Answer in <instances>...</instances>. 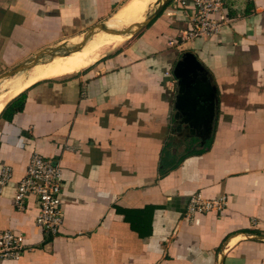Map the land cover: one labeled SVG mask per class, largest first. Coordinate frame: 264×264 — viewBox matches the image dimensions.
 <instances>
[{
  "label": "crops",
  "instance_id": "obj_1",
  "mask_svg": "<svg viewBox=\"0 0 264 264\" xmlns=\"http://www.w3.org/2000/svg\"><path fill=\"white\" fill-rule=\"evenodd\" d=\"M134 1L0 0V74ZM192 9L168 0L117 51L25 87L11 118L3 107L0 172L10 178L0 186V231L30 249L0 264H264V0H228L217 35L168 47ZM185 53L202 68L198 102L212 108L191 134L182 123L176 132L173 109L172 69ZM33 153L60 168L56 236L35 226L33 197L12 207ZM194 193L223 195L226 206L187 218Z\"/></svg>",
  "mask_w": 264,
  "mask_h": 264
},
{
  "label": "built area",
  "instance_id": "obj_2",
  "mask_svg": "<svg viewBox=\"0 0 264 264\" xmlns=\"http://www.w3.org/2000/svg\"><path fill=\"white\" fill-rule=\"evenodd\" d=\"M192 14L189 17V29L181 30L177 38L169 41L167 46L181 49L182 46L196 39H205L217 35L226 24L224 7L228 0H191ZM10 178V172H0V186ZM61 174L57 164L33 153L30 155L24 174L16 183L12 196V207L21 211L27 196L33 197L38 211L34 224L49 236H56L62 225V202L60 200ZM226 206V197L206 199L200 193L189 197L185 216L192 218L195 214L220 212ZM30 248L24 244L23 237L11 230L0 231V263L6 260L17 261Z\"/></svg>",
  "mask_w": 264,
  "mask_h": 264
},
{
  "label": "water",
  "instance_id": "obj_3",
  "mask_svg": "<svg viewBox=\"0 0 264 264\" xmlns=\"http://www.w3.org/2000/svg\"><path fill=\"white\" fill-rule=\"evenodd\" d=\"M167 1L168 0H157L155 3L157 8L149 16L144 18L142 22L133 24L132 26H127L122 30H114L108 28L105 24H98L86 32L80 43H86L88 38H90L92 35L94 29H97L100 32L117 34L120 36L131 34V29L135 28L136 30H139L140 28L146 26L151 20H153L159 14ZM67 52L68 50H66V53ZM37 57L38 55L29 60L32 62V65L29 66V69L36 64L35 61L37 60ZM25 69V63L18 64L10 71L1 74L0 79L13 76L14 74ZM201 71V66L197 64L193 56L187 53L182 55L181 59L172 69V74L176 81V95L173 102V109L175 111L174 120H177L178 117H181V119L178 121V124L176 125V132L180 130V125L182 123L185 125L184 129H188V127L190 128L188 132L191 134V127H196L194 122L196 121L197 117L203 116L207 120V116H210L208 113H212L211 105L204 107L198 102V100L201 98L199 91H204L202 82H198L196 79L197 72Z\"/></svg>",
  "mask_w": 264,
  "mask_h": 264
},
{
  "label": "bare ground",
  "instance_id": "obj_4",
  "mask_svg": "<svg viewBox=\"0 0 264 264\" xmlns=\"http://www.w3.org/2000/svg\"><path fill=\"white\" fill-rule=\"evenodd\" d=\"M156 2H157V0H136V1L132 2L130 5L126 6L122 11H119L118 13L113 15L107 21L106 26L110 29H119L121 27L124 28L127 26H132L133 24H136V23H140L143 21L146 12L151 7L156 6L155 5ZM93 37L103 39L102 42H104V41H106V42L107 41H111V42L112 41L113 42L114 41L115 42L124 41L123 36H120L117 34H108V33H104V32L93 35L90 38V40ZM76 39H74L72 44L77 43ZM96 40H95V42H96ZM84 44H86V43H84ZM81 47H82V44L79 43V44L73 46L71 48V50H69L67 53L64 52L63 54H61L63 56L62 58H60V56H58V58H60L59 59L60 61L55 66H53V65L49 66V62L52 61L50 63H53V60H55L56 57L54 56V57L50 58L48 61L35 64L34 66H32L29 69L28 73L30 72V70H37V71L41 70V75L44 78H50V77H54V76H60V75L72 73L73 71L76 70V68L79 65L83 64V62L85 61L84 59H81V57L79 58L75 55V54L79 53ZM86 50H84V51H86ZM81 54H83V53H81ZM56 61H57V58H56ZM25 75H27V74H25ZM23 78H19V79H23ZM19 79L6 81V82L4 81V83L0 84V111L3 109V107L10 100H12L15 96H17L22 91V87L19 85V82L21 80L19 81ZM21 82H23V81H21Z\"/></svg>",
  "mask_w": 264,
  "mask_h": 264
},
{
  "label": "rangeland",
  "instance_id": "obj_5",
  "mask_svg": "<svg viewBox=\"0 0 264 264\" xmlns=\"http://www.w3.org/2000/svg\"><path fill=\"white\" fill-rule=\"evenodd\" d=\"M151 10H152V8H150L147 12H146V14H145V16H144V18H146L150 13H151ZM144 20V19H143ZM106 25V24H105ZM125 28V27H124ZM123 27H121V28H119V29H114V30H122V29H124ZM93 32L94 33H92V35L90 36V38L93 36V35H95V34H98V33H102V32H100V31H98L97 29L95 30H93ZM85 34L86 33H83L81 36H79V38L76 40L77 41V43L76 44H72L73 43V41L71 40V41H69V42H67L66 44H65V48H59V49H57V50H53V51H51L48 55H46V54H42V55H40V56H38L37 57V60L35 61V63L37 64V63H43V62H45V61H48L50 58H52V57H56L57 58V61H56V58H55V60H53V63H50V62H52V61H50L49 62V66H55V65H57L58 64V62L60 61L59 59L60 58H62L63 56L61 55V54H63L64 52H66V50H71V48L73 47V46H75V45H77V44H79L81 41H82V39H83V37L85 36ZM128 35L129 34H126V35H123V38H124V40H126V38H130V37H128ZM90 38H88V40H87V42H86V44H82V47H81V49H80V51H79V53H77V54H75L77 57H81V59H84L83 61V64H81V65H79L77 68H76V70L75 71H73L72 73H69V74H65V75H60L61 77L62 76H68V75H71V74H74V73H76V72H78V71H80V70H82V69H84V68H86L88 65H90L94 60H96L97 58H100L102 55H106V54H108V53H110V52H113V51H117L118 49H120L122 46H123V44H124V41H123V43L122 44H120V45H118V44H116V43H118V42H109V41H104V42H102L103 41V39H99V38H97V37H93L91 40H90ZM97 39V40H96ZM95 40H96V42H95ZM91 41V42H90ZM93 41V42H92ZM90 44H89V43ZM84 45V46H83ZM88 45V46H87ZM87 49V50H86ZM84 50H86V51H84ZM86 52V53H85ZM81 53H83V54H81ZM57 55V56H56ZM81 55V56H80ZM58 56H60V58H58ZM30 59H32V58H30ZM29 59V60H30ZM29 60H27V61H25V62H23V63H25V65H26V69L25 70H22V71H20V72H18V73H16V74H14L13 76H9V77H5V78H2V79H0V84H2V83H4V81L6 82V81H11V80H16V79H19V78H23V79H19V81L21 80V81H23V82H19V85L22 87V90H24L23 88H25V87H28L29 85H31V84H33V83H35V82H38V81H40V80H43L44 79V77L41 75V70H30V72L28 73V71H29V66H31L32 65V62H30ZM55 61V62H54ZM12 68H10V69H8V70H5L4 72H2L1 74H3V73H5V72H8V71H10ZM0 74V75H1ZM25 74H27V75H25ZM40 74V75H39ZM25 75V76H24ZM36 77V78H35ZM56 78V77H55ZM50 79H52V78H50ZM3 81V82H2ZM34 81V82H33ZM28 82V83H27Z\"/></svg>",
  "mask_w": 264,
  "mask_h": 264
},
{
  "label": "trees",
  "instance_id": "obj_6",
  "mask_svg": "<svg viewBox=\"0 0 264 264\" xmlns=\"http://www.w3.org/2000/svg\"><path fill=\"white\" fill-rule=\"evenodd\" d=\"M23 105V94H18L15 98H13L9 103L6 104L5 108L2 110L6 112L7 118H11L13 114H16L21 111Z\"/></svg>",
  "mask_w": 264,
  "mask_h": 264
}]
</instances>
